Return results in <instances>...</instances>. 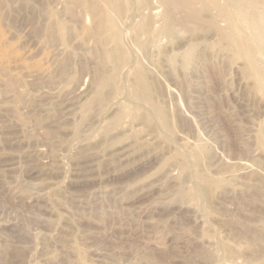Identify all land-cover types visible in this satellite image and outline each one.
Listing matches in <instances>:
<instances>
[{
  "label": "rangeland",
  "instance_id": "obj_1",
  "mask_svg": "<svg viewBox=\"0 0 264 264\" xmlns=\"http://www.w3.org/2000/svg\"><path fill=\"white\" fill-rule=\"evenodd\" d=\"M124 1L129 60L85 112L113 67L97 55V17L70 0H0V264H264V94L213 48L215 30H189L177 9L168 35L160 0ZM144 17L155 32L138 48ZM140 67L174 132L133 95Z\"/></svg>",
  "mask_w": 264,
  "mask_h": 264
},
{
  "label": "bare ground",
  "instance_id": "obj_2",
  "mask_svg": "<svg viewBox=\"0 0 264 264\" xmlns=\"http://www.w3.org/2000/svg\"><path fill=\"white\" fill-rule=\"evenodd\" d=\"M67 1H69V0H67ZM146 1H148V0H146ZM70 2L71 3L74 2V4L78 3V5H80L82 7L81 8L82 10L84 9L87 13L92 14V16L94 14L95 17H97L98 20L95 23L96 25L93 26L94 28L91 29V31L93 32V34L95 36L94 39L98 40L96 42L97 43L99 42L98 44L105 46L104 47L105 49H103L102 46L99 45L101 47V49H103V51L100 49L102 52H100V53L97 51L96 52L98 53L97 55H98L99 59L101 61H103V66L109 65L108 64L109 62L112 63V65H113V67H111L112 69L110 70V72L107 70V72H109V73H107V74L105 73V76H102V74H101V76L98 75L100 78L99 82H98V86H97V91H96V92H98V95H94L93 99H90L92 101H89L88 103H86L84 105L85 107L83 106V109H85V112H88L91 109L92 104L95 103V101L101 100L99 102V104L103 102L102 101L103 100V97H102L103 94H100L102 89L105 87V85H108L110 88H111V86L113 87V85H111V84L114 82L116 83L115 78L118 77L116 75V73L118 74L120 69L122 68L123 63L124 62L127 63V61L129 60V57H128L129 55L127 56L125 50L122 48L121 32H123V31H121L120 24H121L122 20L124 21V18L127 15L128 10L132 9V7L128 8V6H126L124 0H70ZM160 3H162L163 5L166 6L165 7L166 10L162 16L163 19H161V20H164L166 22L164 27L161 26L164 33L166 32L169 35V34L174 32V29L176 28L177 24L178 25L182 24L181 19H180L181 24L178 23V19H176L175 12L177 9L183 10L185 12V19L183 21L186 23V26H188L189 30L193 31V29L197 30L198 28L199 29H206V28L208 29L209 28L208 30H210V29L215 30L216 33L218 34V41L216 42L215 45L213 44L215 46L213 48H216V47L219 48L220 47L221 51H224V50L228 51L230 56H231V60H233V61L234 60L243 61L244 65H243L242 69H243L244 76L254 80L255 89L264 94V0H160ZM146 5L148 6V4H143V3L141 4V6H146ZM66 8H68V7H66ZM69 8H70V6H69ZM215 10H216V12H214V15L210 14L211 11L213 13V11H215ZM52 16L54 17V16H56V14H54V12H53ZM218 17H220L222 19V22L223 21L225 22L224 25H222V23L219 22ZM139 19H140V17H139ZM57 20H55L56 23H58L57 27L59 28L62 39L65 41L64 37H65V35H67V32L70 31V30H68L69 29L68 26H70V25H67V23H65L64 20H62L61 18L60 19L57 18ZM153 23L154 22H153V19L151 17H144L142 19L141 23L137 24L136 31H135L136 33L134 35L137 40H135L134 38L133 39H134V42H136V43L138 42V48L143 47L145 45L150 47V45H148L149 41H147V40L149 38H151L152 32H155V30H153V28H154ZM190 23H192L193 26H196L197 29L195 27L193 28V26L190 25ZM183 26H185V25L183 24ZM160 29H159V31H160ZM129 32H130V30H129ZM143 35H147L148 39L143 41V39L147 38L145 36V38L141 39V37H144ZM152 41H155V40H152ZM106 45L107 46L110 45L111 47L107 48V50H106ZM190 46H192L191 49H189L190 51L189 52L186 51V55H184L185 57L182 58V60L184 59L182 64H184L185 66H189L190 62L192 61V59L194 57L195 49H193V48H195V47L193 44H191ZM145 48H148V47L145 46ZM141 50H142V48H141ZM145 50H147V49H145ZM145 53L146 52H144L143 55H145ZM260 54H261V57L258 56ZM199 58L202 59L203 57H199ZM204 60H206V59H204ZM140 62L141 61H139L138 63H140ZM101 64H102V62H101ZM120 65H121V68H119ZM106 67H109V66H106ZM149 67H151V66H149ZM104 69H107V68H104ZM140 69H142V67H140ZM144 69L145 68H143L140 72L137 73V75H135L137 77V78H134L136 87L135 86H133V87H135L137 89H136V94H133V93L132 94L135 96H137V95L141 96L142 98H144V100H146L148 103L151 104L153 114H150V117L154 116V120L158 121V123H160L162 125V127L164 126L163 128H167V129L174 128L175 129V127H173L171 125L170 113L168 112L169 110H166L165 107L161 106L156 101L157 94H159L158 93L159 89L156 86L158 83L155 84L151 80L150 75L145 71L146 69L145 70ZM138 70H139V68H138ZM100 71L102 72V70H99V73H100ZM116 85L117 84H115V86ZM117 88L120 89V87H117ZM104 93H105V95L107 94L106 92H104ZM107 95H108L107 97H109V94H107ZM104 101L107 102V98ZM93 106L95 108V104ZM101 106H102V104H101ZM103 107H104V105H103ZM136 110L139 111V109H136ZM91 113H89V114H91ZM173 115H175V114H173ZM83 117H87V116H84V114H83ZM150 117H149L148 121L153 122V118L152 117L150 118ZM120 118H121V115L118 113L117 116H115L111 126L118 124ZM143 118L145 119L147 117L144 116ZM82 119H83V121H86V122L89 121L87 118L86 119L82 118ZM156 121H154L153 124L154 123L156 124L157 123ZM76 125H77L76 129L82 128V123H78ZM79 125H81V127H79ZM107 127H109V126H107ZM153 128H154V126H153ZM171 130L172 129H169V131H171ZM261 130H262V132H260L258 143H260L262 146H264V130L263 129H261ZM76 131H77V133L82 132L79 130H76ZM108 131H110V130H108ZM171 132H174V131H171ZM52 134H54V133H52ZM75 135L76 134H74V136ZM50 138L54 139V135H52V137H50ZM50 138L48 140H50ZM72 138L74 139L75 137H72ZM73 139H69V140H73ZM50 142H51V140H50ZM69 143L70 142H68V144ZM56 144H57V142H56ZM56 144H55V146H56ZM199 144H197V145H199ZM55 146H53V147H55ZM195 149H196V147H195ZM197 149H199V148H197ZM200 151H202V150L200 149ZM197 153L198 152H195V155ZM201 154H202V152H201ZM178 155H181V158H182V154H178ZM183 156H184L183 158L185 159L186 155H183ZM199 157L203 158L199 155L196 158H199ZM186 161L184 160V162H186ZM198 162L204 163L205 161L201 162L199 160ZM199 163H198V165H200V167L201 166L203 167V164L201 165ZM168 164H169V162H168ZM181 165L183 167H186V166H188V163L187 164L182 163ZM187 168H189V167H186L184 169H187ZM200 170H201V168H200ZM204 171H207V170H204ZM204 173L205 172H202L201 174H204ZM198 175L200 176V174H198ZM205 175L206 174L201 175L202 178ZM207 179L208 178H206V176H205V178H203L205 190L207 191V193H209V191H210L209 189L212 190L214 185H213V182H209ZM202 190H204V189H202ZM181 192H182V190H181ZM195 192H197V193H194L195 196H196V194L198 196V194L200 193L199 191H195ZM208 197H210V194ZM195 198L197 200V197H195Z\"/></svg>",
  "mask_w": 264,
  "mask_h": 264
}]
</instances>
